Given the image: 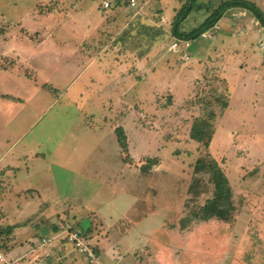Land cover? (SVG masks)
Wrapping results in <instances>:
<instances>
[{
  "label": "rangeland",
  "instance_id": "obj_1",
  "mask_svg": "<svg viewBox=\"0 0 264 264\" xmlns=\"http://www.w3.org/2000/svg\"><path fill=\"white\" fill-rule=\"evenodd\" d=\"M108 1L0 0V227L34 245L29 264H90L64 243L49 252L59 239L40 244L61 222L92 237L106 264H264V25L234 7L186 41L172 34L185 0ZM206 100L228 222L193 219L214 193L194 172L208 152L189 136ZM147 157L155 165L142 168Z\"/></svg>",
  "mask_w": 264,
  "mask_h": 264
},
{
  "label": "trees",
  "instance_id": "obj_2",
  "mask_svg": "<svg viewBox=\"0 0 264 264\" xmlns=\"http://www.w3.org/2000/svg\"><path fill=\"white\" fill-rule=\"evenodd\" d=\"M234 7H242L247 10L261 25H264V12L252 1L250 0H220V2L215 6L212 3H205L202 0H185L172 22V34L181 40L191 41L198 38L203 32L214 27L220 19L224 16L225 12ZM205 9L208 15L205 17L202 23L193 28L188 32H181L179 26L182 22L192 13L193 11H199ZM214 94V101L217 102L222 110H224L229 105V98L222 96L217 92L216 89L212 91ZM6 99H14L10 95L2 96ZM22 101V100H21ZM213 101L205 102V106H208L210 110H206L203 116L197 117L191 125L190 138L197 142L203 151L208 152L209 144L212 140L213 135V124L212 119L216 116L214 110L212 109ZM117 135V141L122 147L123 151H127L128 144L125 132L123 128L117 127L115 130ZM146 164L142 168H149V166L155 165V159L147 157ZM194 172L196 173H207L209 179L214 187V193L206 203L193 214V219L195 220H209L213 217L221 219L225 222L231 221L235 211V206L232 203V190L229 184L228 177L224 174L223 170L219 166L218 162L209 155L205 153L204 156H198L194 164ZM0 194L4 191L3 185L0 181ZM2 215V214H1ZM16 225H8L5 228L0 227V247L4 250L7 255L8 247L7 245L14 238V229ZM3 234H6L7 238H3ZM3 245V246H2Z\"/></svg>",
  "mask_w": 264,
  "mask_h": 264
},
{
  "label": "crops",
  "instance_id": "obj_3",
  "mask_svg": "<svg viewBox=\"0 0 264 264\" xmlns=\"http://www.w3.org/2000/svg\"><path fill=\"white\" fill-rule=\"evenodd\" d=\"M223 18H224V16L220 19V21H222ZM219 22H218V24H219ZM19 100H22V98H19ZM36 155H38V153L35 154V156ZM0 174H1V170H0ZM0 181H1V179H0ZM2 185H3V183H2ZM31 185H33V184H31ZM4 189H5V191L3 192V196L0 198L1 200L6 196L5 192H7V188H4ZM2 211L3 210H1V213H0V214H2V218L1 219L4 218V216H3L4 213ZM89 214H96V213L95 212H89ZM61 223H62V225H61ZM61 223L58 226H53V229L50 226V228L54 231V233H53L54 235H52L51 239L46 238V237H42L40 244L41 245L49 244L51 241L59 239L60 241H58L57 243H55L54 245H52L50 247V249L48 250L49 252H52V253L54 251L57 252L56 249H58L59 246L60 247L63 246V243H64V244L67 245L65 248L69 247L74 253H76V251L73 250L72 246L69 243L66 242V240H65V230H64V226L65 225H63L64 222H61ZM66 224H72V223H66ZM36 226L39 227V225H36ZM17 236L18 235L16 234V228H15L14 229V238L8 244L9 245L8 246L9 250L7 252V255L4 254V252H3L1 247H0V252L5 256V258H6L7 262H8L7 264H29V263H32V261H33L32 258L33 257L30 258V256H32L30 254H32L34 252V250H35L34 249V245H32V244L23 245L22 243L16 242ZM90 238H91V241H92L93 245H96L93 242L92 237H90ZM95 247H97V246H95ZM61 248H63V247H61ZM77 255H79V254H77ZM79 256H81V255H79ZM96 256L98 257V260L100 261L99 256L98 255H96ZM63 261H64V264H68V263L76 264L77 263L76 261H73V263H72L71 262L72 260L70 258H64ZM101 263H103V262H101ZM41 264H44V263L41 262ZM103 264H106V263H103Z\"/></svg>",
  "mask_w": 264,
  "mask_h": 264
},
{
  "label": "built area",
  "instance_id": "obj_4",
  "mask_svg": "<svg viewBox=\"0 0 264 264\" xmlns=\"http://www.w3.org/2000/svg\"><path fill=\"white\" fill-rule=\"evenodd\" d=\"M130 5L135 6V1L130 0ZM104 8H109L110 2L107 0H100ZM215 27V26H214ZM177 43H173L172 47L175 49ZM187 57V56H185ZM65 240L69 243L73 250L83 255L90 264H103L98 260L94 251V245L91 238L86 233L80 231V228L75 227L74 224H66L64 226ZM0 261L8 263L5 256L0 252Z\"/></svg>",
  "mask_w": 264,
  "mask_h": 264
}]
</instances>
